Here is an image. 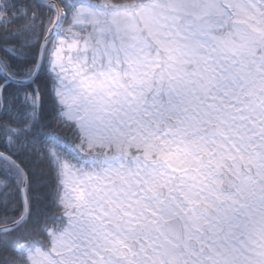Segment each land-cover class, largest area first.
I'll return each mask as SVG.
<instances>
[{"label": "snow or ice", "instance_id": "6c2138e0", "mask_svg": "<svg viewBox=\"0 0 264 264\" xmlns=\"http://www.w3.org/2000/svg\"><path fill=\"white\" fill-rule=\"evenodd\" d=\"M0 264H264V0H0Z\"/></svg>", "mask_w": 264, "mask_h": 264}]
</instances>
